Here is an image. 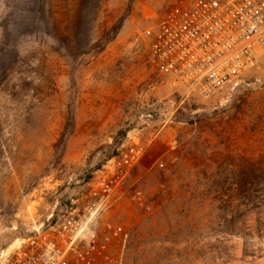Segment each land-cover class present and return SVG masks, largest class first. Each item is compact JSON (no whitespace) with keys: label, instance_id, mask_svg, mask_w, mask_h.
Wrapping results in <instances>:
<instances>
[{"label":"rangeland","instance_id":"obj_1","mask_svg":"<svg viewBox=\"0 0 264 264\" xmlns=\"http://www.w3.org/2000/svg\"><path fill=\"white\" fill-rule=\"evenodd\" d=\"M172 1L0 0L2 246L84 206L135 140L98 217L123 227L112 264H264V46L235 86L187 96L148 48Z\"/></svg>","mask_w":264,"mask_h":264},{"label":"built area","instance_id":"obj_2","mask_svg":"<svg viewBox=\"0 0 264 264\" xmlns=\"http://www.w3.org/2000/svg\"><path fill=\"white\" fill-rule=\"evenodd\" d=\"M154 19L148 30L152 63L163 80L187 96L210 98L238 84L258 64L264 0H173ZM142 153L134 140L99 170L84 206L0 244V264H112L110 241L123 227L108 224L101 231L98 217ZM3 214L0 203V224Z\"/></svg>","mask_w":264,"mask_h":264}]
</instances>
